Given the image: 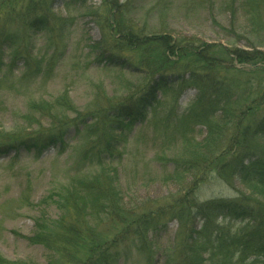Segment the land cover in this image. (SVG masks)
Returning a JSON list of instances; mask_svg holds the SVG:
<instances>
[{"label": "trees", "instance_id": "16d2710c", "mask_svg": "<svg viewBox=\"0 0 264 264\" xmlns=\"http://www.w3.org/2000/svg\"><path fill=\"white\" fill-rule=\"evenodd\" d=\"M54 1L29 0L10 19L19 21L29 34L47 35V43L54 47L47 60L43 55H30L27 36L29 44L19 34L0 26L1 79H9L20 60L24 61L22 78L26 82L53 70L66 32L73 24L55 14ZM102 1L108 7L102 23L112 21L106 24L108 35H102L101 43L107 48L94 62L118 72L139 70L151 81L109 107L89 113H79L66 91L55 100L32 101L24 115L27 130L35 125L32 131H0V156L24 149L36 158L51 147L60 146L64 152L71 128L76 134L89 135L75 168L77 173L66 187L38 203L40 214L27 239L43 246L45 264H118L130 245L146 255L147 264H152L157 237L176 220L178 235L165 264H264V82L254 86L251 79L238 83L222 78L216 72L226 55L222 46L210 45L199 51L194 44L168 36L151 37L144 28L124 20L133 8L129 3ZM243 1L244 16L254 33L264 34V0ZM13 2L0 0V9ZM88 2L70 0L64 5L85 8ZM4 49L10 54L7 61ZM132 52L139 53V62L134 61ZM242 53L238 55L240 61L264 64V52ZM172 75L175 79L167 81ZM190 87L197 94L180 112L178 97ZM166 91L176 96L170 106L162 98ZM57 109L75 116H59ZM45 119L49 120L46 126ZM145 122L152 124L160 142L157 160L164 168V181L183 182L188 175L192 179L187 192L172 203L150 200L128 208L120 189L119 164L129 137ZM169 167L171 170H167ZM210 174L228 183L238 178L249 193L239 191L234 198L199 202L197 190ZM44 202L57 206V220L48 216ZM0 264L37 263L0 255Z\"/></svg>", "mask_w": 264, "mask_h": 264}, {"label": "rangeland", "instance_id": "374dc122", "mask_svg": "<svg viewBox=\"0 0 264 264\" xmlns=\"http://www.w3.org/2000/svg\"><path fill=\"white\" fill-rule=\"evenodd\" d=\"M29 0H14L0 9V26L20 35L28 44L30 55L50 58L54 47L47 43L44 33L29 34V30L13 22L17 12ZM70 0H55L53 10L57 16L70 19L61 47L58 62L50 72H43L29 82L23 81L24 61L9 79L0 78V131L27 133L35 128H25L24 115L32 101H51L66 91L79 113H89L99 108L109 107L130 92L138 91L151 81L139 70L118 72L109 70L104 63L99 66L95 59L106 49L102 41L103 32L109 33L108 23L102 19L108 7L102 0H89L85 8L78 4L65 7ZM129 3L131 8L124 20L144 28L145 34L168 36L180 43H190L200 50L206 46H222L226 55L219 62L216 72L223 78L234 79L238 83L251 79L254 86L264 82L263 63L239 60L242 52H264V34L254 33L252 25L244 16L243 0H119ZM94 11V13H90ZM116 11V10H115ZM97 15V16H95ZM103 16V17H102ZM4 24V25H3ZM137 28V27H136ZM29 38V41L26 39ZM110 37V36H109ZM114 40V39H113ZM3 58L10 54L4 49ZM134 61L139 62V53L132 52ZM131 58V59H132ZM46 62L43 63L45 65ZM176 74V73H175ZM174 75L166 78L172 82ZM243 87V86H242ZM254 90V89H253ZM197 90L186 88L178 97V111H184L195 98ZM161 95V94H160ZM176 97L169 91L162 93L167 106ZM255 97V96H254ZM59 116L73 117L57 109ZM56 111H53L55 114ZM49 124L45 119L44 126ZM150 122L138 125L124 148V157L119 164L120 189L124 205L128 208L141 206L155 200L160 204L172 203L179 195L187 192L192 177L183 182L164 181V168L157 160L160 142L154 135ZM26 129V130H24ZM74 128L67 135L69 145L62 152L60 146L51 147L36 158L21 149L0 156V255L9 260H30L45 264L46 251L42 245L31 244L27 236L33 234L35 219L40 214L38 205L51 192H57L69 184L70 177L77 173L76 165L89 141L87 132L76 134ZM168 154L172 155V151ZM167 170H171L169 167ZM240 192L249 193L248 188L238 178L231 183L210 174L200 185L196 197L199 202L220 198H234ZM46 204L45 202L43 203ZM45 211L57 220L60 211L53 203L45 205ZM111 229V227H110ZM178 223L169 224L166 233L159 234L158 248L152 264H165L167 254L176 240ZM105 231V229H103ZM118 264H147L146 255L135 246H128Z\"/></svg>", "mask_w": 264, "mask_h": 264}]
</instances>
